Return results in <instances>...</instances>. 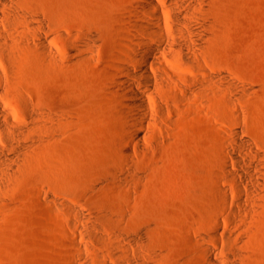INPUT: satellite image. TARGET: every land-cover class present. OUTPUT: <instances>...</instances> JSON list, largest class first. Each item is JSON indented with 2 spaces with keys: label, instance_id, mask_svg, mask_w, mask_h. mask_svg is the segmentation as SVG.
I'll use <instances>...</instances> for the list:
<instances>
[{
  "label": "rangeland",
  "instance_id": "374dc122",
  "mask_svg": "<svg viewBox=\"0 0 264 264\" xmlns=\"http://www.w3.org/2000/svg\"><path fill=\"white\" fill-rule=\"evenodd\" d=\"M154 1L162 32L146 0H19L28 37L0 45V91L26 151L0 191V264H264V0ZM137 44L215 78L191 93L201 112L126 105Z\"/></svg>",
  "mask_w": 264,
  "mask_h": 264
},
{
  "label": "bare ground",
  "instance_id": "6f19581e",
  "mask_svg": "<svg viewBox=\"0 0 264 264\" xmlns=\"http://www.w3.org/2000/svg\"><path fill=\"white\" fill-rule=\"evenodd\" d=\"M146 2L148 5H139V10H146L148 15H155L159 32H162L161 25L163 23V17L161 7L154 0H146ZM18 5L19 0H0L1 46L21 47L24 43L23 38L28 37V35H24L17 38V32L11 28L13 25V18H15L16 15L20 14L21 19L25 18V14L18 12ZM25 20L27 21V19H23V21ZM148 29L149 27L142 28L143 31ZM201 43L202 40L200 38L194 39L195 45H201ZM42 44L43 42H41V45ZM164 44L165 38H163L162 35V38L159 40V45ZM190 46V42H187L186 44L179 45L177 49L183 52L186 49H190ZM42 47L46 52H51L46 45L43 44ZM136 48H134L137 53L136 63L132 65L128 63L119 68L120 73L123 74L122 83L128 91L126 94L127 106L146 118L152 115L153 104L161 108V106L166 103L169 107V113L174 116L181 115L183 108H187L191 113L201 112V109L192 99L191 93L196 92L199 87L206 86L205 84L212 85L215 81L214 77H211L210 80H205L195 76L188 77L179 74L163 60L160 50L149 45L140 47L138 44ZM191 50L194 51L195 55L199 53L198 50ZM71 87L75 91H81L83 89L82 86L77 83H73ZM160 90L163 91L161 92ZM161 115H164V111H161ZM13 117L10 110L2 104V95L0 91V191L14 184L16 170L21 168V157L26 151L23 140L26 136L27 127L25 128L21 122L19 123ZM131 123L133 128L137 126L135 120H132ZM131 137L137 144L138 141L140 142V140H142L141 133L135 130V128L131 132ZM140 145L144 147L142 144ZM235 147L241 150L247 148V146L241 143L238 137L233 134L231 148L235 150ZM125 152L130 156L131 148L127 146ZM236 162L240 166L242 165L240 159L236 158ZM223 169L227 172H231L227 164L224 165ZM120 170L125 171L124 167L120 168ZM215 185L218 187L223 200L227 203H233L228 193L221 185H219L218 182H216ZM207 257L211 259V254L208 253Z\"/></svg>",
  "mask_w": 264,
  "mask_h": 264
}]
</instances>
